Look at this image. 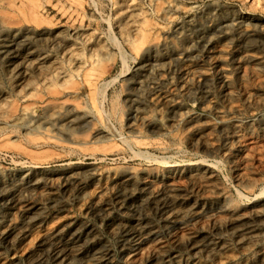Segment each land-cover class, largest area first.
<instances>
[{"label":"rangeland","instance_id":"rangeland-1","mask_svg":"<svg viewBox=\"0 0 264 264\" xmlns=\"http://www.w3.org/2000/svg\"><path fill=\"white\" fill-rule=\"evenodd\" d=\"M150 1L0 0V264H264V0Z\"/></svg>","mask_w":264,"mask_h":264},{"label":"bare ground","instance_id":"bare-ground-1","mask_svg":"<svg viewBox=\"0 0 264 264\" xmlns=\"http://www.w3.org/2000/svg\"><path fill=\"white\" fill-rule=\"evenodd\" d=\"M151 1H152V0H151ZM151 1H150V2H151ZM9 6L11 7L12 4H10ZM9 6H8V7H9ZM11 8H12V7H11ZM177 8H178V7H177ZM14 9L16 10V8H14ZM178 9H179V8H178ZM178 9H177V10H178ZM9 10H10V8H9ZM12 10H13V9H12ZM177 10H176V11H177ZM5 11H6V10H5ZM165 11H167V10H165ZM6 12H7V11H6ZM10 13H11V12H9L8 15H10ZM12 13H13V11H12ZM6 15H7V14H6ZM136 15H137V14H136ZM136 15L133 16V17L135 18ZM13 16H14V15H13ZM15 16H16V15H15ZM137 16H138V15H137ZM3 17H4V16H3ZM24 17H25V16H24ZM24 17H23V18H24ZM133 17H132V18H133ZM193 17H194V16H193ZM193 17H192V18H193ZM249 17H250V16H249ZM134 18L131 19V20L134 21ZM168 18H169V17H168ZM192 18H191V20H192ZM250 18H251V17H250ZM3 19H4V18H3ZM9 19H10V18H9ZM11 19H12V18H11ZM136 19H137V18H136ZM193 20H194V19H193ZM193 20H192V21H193ZM128 21H130V20H128ZM194 21H195V20H194ZM230 21H231V20H230ZM190 22H191V21H190ZM250 22H251V19H246V17H245V18L242 17V19L235 20L233 24H234L235 26H238V27H245V26H247ZM8 23H10V21H9ZM8 23H7V24H8ZM128 23H130V22H128ZM131 23H132V21H131ZM188 23H189V22H188ZM188 23H187V24H188ZM227 23H228V22H227ZM10 24H11V23H10ZM12 24H13V23H12ZM187 24H186V25H187ZM222 24H223V23H222ZM17 25H18V24H17ZM37 25H40V24L37 23ZM188 25H189V24H188ZM188 25H187V26H188ZM20 26H21V25H20ZM35 26H36V24H35ZM132 26H133V23H132V25H131L130 27H132ZM190 26H191V25H190ZM220 26H221V25H220ZM222 26H223V25H222ZM222 26H221V27H222ZM224 26H225V24H224ZM7 27H8V26H7ZM13 27H14V25H13ZM127 27H128V26H127ZM181 27H182V26H181ZM188 27H189V26H188ZM226 27H227V26H226ZM249 27H250V26H249ZM255 27H256V26H255ZM255 27H254V28H255ZM128 28H129V27H128ZM133 28H134V27H133ZM213 28H214V27H212V29H213ZM222 28H223V27H222ZM235 28H236V27H234V29H235ZM6 29H7V28H6ZM130 29H131V28H130ZM135 29H137V28H135ZM135 29H133V30L135 31ZM212 29H211V30H212ZM226 29H227V28H226ZM246 29H247V28H245V30H246ZM251 29H252V28H251ZM7 30H8V29H7ZM9 30H10V27H9ZM13 30H14V29L12 28V31H13ZM15 30H16V29H15ZM17 30H19V29H17ZM20 30H21V29H20ZM38 30H39V28H38ZM79 30H80V29H79ZM137 30H138V29H137ZM221 30H222V29H221ZM243 30H244V29H243ZM247 30H248V29H247ZM80 31H81V30H80ZM80 31H79V32H80ZM131 31H132V29H131ZM134 31H133V32H134ZM182 31H183V30H182ZM239 31H240V30H239ZM13 32H15V31H13ZM21 32H23V31H21ZM73 32H74V31H72V33H73ZM76 32H77V31H76ZM81 32H82V31H81ZM135 32H137V31H135ZM208 32H209V31H208ZM214 32H215V31H214ZM214 32H213V33H214ZM216 32H217V31H216ZM218 32H219V31H218ZM224 32H225V31H224ZM224 32H223V33H224ZM240 32H241V31H240ZM244 32H245V31H244ZM19 33H20V32H19ZM137 33H138V32H137ZM176 33H177V32H176ZM209 33H210V32H209ZM230 33H231V32H230ZM237 33H238V32H237ZM237 33H235V34H237ZM242 33H243V32H242ZM245 33H246V32H245ZM250 33H252V32H250ZM180 34H181V33H180ZM216 34H218V33H216ZM224 34H225V33H224ZM224 34H223V35H224ZM77 35H79V34H77ZM126 35H128V33H127ZM141 35H142V34H141ZM210 35H211V34H210ZM210 35H209V36H210ZM219 35H220V34H219ZM226 35H227V34H226ZM229 35H230V34H229ZM238 35H239V34H238ZM244 35H245V34H244ZM5 36H6V35H5ZM79 36H80V35H79ZM203 36H204V35H203ZM221 36H222V35H221ZM221 36H220V37H221ZM234 36H235V35H234ZM2 37H3V36H2ZM2 37H1V38H2ZM7 37H8V36H7ZM126 37H128V36H126ZM204 37H205V36H204ZM226 37H227V36H226ZM232 37H233V36H232ZM238 37L240 38V36H238ZM8 38H9V37H8ZM13 38H15V37H13ZM128 38H129V37H128ZM128 38H127V39H128ZM228 38H229V37H228ZM239 38H238V39H239ZM242 38H243V37H242ZM253 38H254V37H253ZM10 39L12 40V38H10ZM203 39H204V38H203ZM215 39H216V38H215ZM222 39H223V38H222ZM224 39H225V37H224ZM226 39H227V38H226ZM240 39H241V38H240ZM2 40H3V39H2ZM2 40H0V41H2ZM6 40H7V39H6ZM11 40H10V41H11ZM196 40H198V38H196ZM217 40H218V38H217ZM243 40H244V39H243ZM4 41H5V40H4ZM71 41H72V40H71ZM71 41H70V42H71ZM129 41H130V40H129ZM212 41H213V40H212ZM214 41H215V40H214ZM250 41H251V40H250ZM8 42H9V41H8ZM12 42H13V41H12ZM24 42H25V41H24ZM76 42H77V41H76ZM198 42H199V41H197L196 43H198ZM206 42H207V41H206ZM219 42H220V40H219ZM219 42L217 41V43H219ZM5 43H6V42H5ZM73 43H74V42H73ZM73 43H72V44H73ZM207 43H208V42H207ZM7 44H8V43H7ZM72 44H71V45H72ZM13 45H14V44H13ZM66 45H67V44H66ZM71 45H70V46H71ZM73 45H74V44H73ZM75 45H76V44H75ZM207 45H208V44H207ZM207 45H205V47H206ZM213 45H215V44H213ZM213 45H212V46H213ZM252 45H253V44H252ZM1 46H2V45H1ZM3 46H4V45H3ZM202 46H203V45H202ZM202 46H201V47H202ZM215 46H216V45H215ZM248 46H249V45H248ZM68 47H69V46H68ZM68 47H67V48H68ZM77 47H78V46H77ZM209 47H210V46H209ZM250 47H251V46H250ZM250 47H249V48H250ZM73 48H76V47H73ZM185 48H186V47H185ZM191 48H193V47H191ZM214 48H216V47H214ZM246 48H247V46H246ZM1 49H2V48H1ZM15 49H16V48H15ZM60 49H61V48H60ZM62 49H63V48H62ZM68 49H69V48H68ZM198 49H199V48H198ZM200 49H201V48H200ZM204 49H206V48H204ZM216 49H217V48H216ZM220 49H221V48H220ZM220 49H219V50H220ZM11 50H12V49H11ZM48 50H49V49H48ZM73 50H74V49H73ZM101 50H102V49H101ZM103 50H104V49H103ZM206 50H207V49H206ZM206 50H205V51H206ZM208 50H209V49H208ZM242 50H245V48L242 49ZM246 50H247V49H246ZM251 50H252V49H251ZM251 50H250V51H251ZM33 51H34V50H33ZM63 51H64V50H63ZM66 51H71V50H66ZM66 51H65V53H67ZM75 51H76V50H75ZM180 51L182 52V50H180ZM183 51H184V50H183ZM186 51H187V50H186ZM211 51H212V49H211ZM221 51H222V50H221ZM61 52H62V51H61ZM61 52H60V53H61ZM136 52H137V51H136ZM184 52H185V51H184ZM187 52H189V51H187ZM194 52H195V51H194ZM208 52H209V51H208ZM218 52H219V51H218ZM240 52H242V51H240ZM2 53H3V52H2ZM4 53H5V52H4ZM13 53H14V51H13ZM26 53H27V52H26ZM30 53H31V52H30ZM58 53H59V52H58ZM62 53H63V52H62ZM70 53H71V52H70ZM190 53H191V52H190ZM190 53H189V54H190ZM192 53H193V52H192ZM196 53H197V52H196ZM212 53H213V52H212ZM250 53H251V52H250ZM253 53H254V52H252L251 55L248 56L249 58H247V57H246V58L249 59V60H256V58L254 57V55H252ZM6 54H7V53H6ZM16 54H17V53H15L14 55H16ZM34 54H35V53H34ZM43 54H44V53H43ZM43 54H42V55H43ZM49 54H50V53H49ZM49 54H48V52H47L46 55H49ZM67 54L69 55V53H67ZM74 54H75V53H74ZM185 54H187V53L185 52ZM198 54H200V53H198ZM248 54H249V53H248ZM254 54H255V53H254ZM258 54H259V53H258ZM0 55H1V54H0ZM2 55H3V54H2ZM2 55H1V56H2ZM9 55H10V54H9ZM14 55H13V56H14ZM26 55H27V54H26ZM28 55H29V54H28ZM37 55H38V54H37ZM63 55H64V54H63ZM70 55H71V54H70ZM191 55H192V54H191ZM193 55H194V54H193ZM193 55H192V56H193ZM210 55H211V54H210ZM244 55H245V54H244ZM11 56H12V55H11ZM16 56H17V55H16ZM33 56H34V55H33ZM35 56H36V55H35ZM38 56H39V55H38ZM43 56H44V55H43ZM53 56H54V55H53ZM71 56H72V55H71ZM71 56H70V57H71ZM75 56H76V55H75ZM182 56H183V55H182ZM182 56H181V57H182ZM184 56H185V55H184ZM184 56H183V57H184ZM213 56H215V55H213ZM255 56H257V54H256ZM258 56H259V55H258ZM4 57H5V55H4ZM28 57H29V56H28ZM28 57H26V58H28ZM41 57H42V56H41ZM70 57H69V58H70ZM201 57H202V56H201ZM244 57H245V56H244ZM6 58H7V56H6ZM13 58H14V57H13ZM19 58H20V57H19ZM23 58H24V57H23ZM42 58H43V57H42ZM46 58H47V57H46ZM50 58H51V56H50ZM69 58H68V59H69ZM72 58H73V57H72ZM76 58H77V56L75 57V59H76ZM80 58H81V57H80ZM80 58H78V59L80 60ZM89 58H90V57H89ZM191 58H192V57H191ZM191 58H190V59H191ZM211 58H212V57H211ZM263 58H264V57H263ZM24 59H25V58H24ZM28 59H30V58H28ZM31 59H32V58H31ZM34 59H35V58H34ZM57 59H58V58H57ZM184 59H186V58H184ZM213 59H214V58H213ZM241 59H244V58H241ZM15 60H16V59H15ZM22 60H23V59H22ZM37 60H38V57H37ZM42 60H43V59H42ZM51 60H55V59H51ZM70 60H72V59H70ZM85 60H86V59H85ZM85 60H84V61H85ZM188 60H189V59H188ZM197 60H198V59H197ZM206 60H207V59H206ZM24 61H25V60H24ZM30 61H31V60H30ZM40 61H41V60H40ZM43 61H44V60H43ZM43 61H42V62H43ZM55 61H56V60H55ZM68 61H69V60H68ZM87 61H88V60H87ZM89 61H90V60H89ZM180 61H181V60H180ZM183 61L185 62V60H183ZM190 61H191V60H190ZM203 61H204V60H203ZM215 61H216V59H215ZM243 61H244V60H242V62H243ZM10 62H11V61H10ZM10 62H9V63H10ZM18 62H19V61H18ZM18 62H17V63H18ZM31 62L34 63V61H31ZM37 62H38V61H37ZM50 62H51V61H50ZM50 62H49V63H50ZM52 62H53V61H52ZM52 62H51V63H52ZM58 62H59V61H58ZM74 62H75V61H74ZM76 62H77V61H76ZM90 62H91V61H90ZM186 62H187V60H186ZM186 62H185V63H186ZM195 62H196V61H195ZM198 62H199V60H198ZM198 62H197V63H198ZM201 62H202V61H201ZM256 62H257V61H256ZM260 62H261V59H260ZM260 62H259V63H260ZM262 62H263V61H262ZM9 63H8L7 65H9ZM26 63H27V61H26ZM44 63H45V62H44ZM49 63H48V64H49ZM78 63H79V62H78ZM81 63H82V62H81ZM182 63H183V62H182ZM214 63H215V62H214ZM217 63H218V62H217ZM240 63H241V62H240ZM244 63H245V61H244ZM254 63H255V62H254ZM263 63H264V62H263ZM1 64H2V63H1ZM14 64H15V63H14ZM20 64L22 65L23 63H20ZM30 64H31V63H30ZM36 64H37V63H36ZM36 64H34V65H36ZM41 64H43V63L40 62V65H41ZM58 64H59V63H58ZM60 64H61V63H60ZM60 64H59V65H60ZM70 64H71V62H70ZM74 64H75V63H74ZM91 64H92V63H91ZM145 64H147V63H145ZM145 64H144V65H145ZM192 64H193V63H192ZM203 64H205V63H203ZM215 64H216V63H215ZM238 64H239V63H238ZM238 64H237V65H238ZM257 64H258V63H257ZM5 65H6V64H5ZM34 65H33V66H34ZM50 65H52V64H50ZM59 65H57V66L59 67ZM68 65H69V64H68ZM81 65H82V64H81ZM81 65H79V66H81ZM149 65H150V64H149ZM190 65H191V64H188V65L186 66V68H185L186 75L188 74V75L190 76V79H191V80H194V79L197 78V77L199 78L201 74L199 75V72H197V71L194 69V68H196L197 66L194 65L195 67L193 68V67L190 66ZM260 65H261V64H260ZM262 65H263V64H262ZM2 66H3V65H2ZM26 66H27V65H26ZM33 66H31V67H33ZM41 66H43V65H41ZM41 66H40V67H41ZM57 66H55V68H56ZM71 66H72V65H71ZM75 66H76V65H75ZM82 66H83V65H82ZM82 66H81V68H82ZM85 66H86V65H85ZM141 66H142V65H141ZM147 66H148V65H147ZM147 66H146V67H147ZM155 66H156V64H155ZM162 66H163V65H162ZM239 66H240V64H239ZM246 66H247V65H245V67H246ZM257 66H259V65H257ZM11 67H12V66H11ZM18 67H20V66H18ZM87 67H88V64H87ZM151 67H152V66H151ZM214 67H216V66H214ZM242 67H243V66H242ZM247 67H248V66H247ZM259 67H260V66H259ZM6 68H7V67H6ZM6 68H5V69H6ZM22 68H23V70H25V69H24L25 67H22ZM51 68H52V67H51ZM59 68H60V67H59ZM59 68H56V69L58 70ZM67 68H68V67H67ZM73 68H74V67H73ZM152 68H153V67H152ZM156 68H157V67H156ZM164 68H165V67H164ZM199 68H201V67H199ZM206 68H207V66H206ZM240 68H241V67H240ZM249 68H250V67H249ZM249 68H248V69H249ZM262 68H263V67H262ZM3 69H4V67H3ZM17 69H18V68H17ZM27 69H29V68H27ZM30 69H31V68H30ZM35 69H37V67H36ZM42 69H43V68H42ZM42 69H40V70L42 71ZM53 69H54V68H53ZM56 69H55V70H56ZM61 69H63L62 66H61ZM71 69H72V68H71ZM75 69H76V68H75ZM143 69H144V68H143ZM197 69H198V68H197ZM207 69H208V68H207ZM222 69H223V67H222ZM222 69H221V70H222ZM225 69H226V68H225ZM7 70H8V69H7ZM38 70H39V68H38ZM48 70H49V69H48ZM50 70H51V69H50ZM59 70H60V69H59ZM66 70H67V69H66ZM68 70H69V69H68ZM78 70H79V69H78ZM138 70H139V69H138ZM161 70H162V69H161ZM161 70H160V71H161ZM237 70H238V69H237ZM240 70H241V69H240ZM245 70H246V68H245ZM254 70H255V68H254ZM262 70H263V69H262ZM16 71H17V70H15V74H16ZM25 71H26V70H25ZM27 71H28V70H27ZM27 71H26V72H27ZM30 71H31V70H30ZM52 71H53V70H52ZM52 71H50V72H52ZM63 71H64V70H63ZM72 71H73V70H72ZM74 71H75V70H74ZM85 71H86V70H85ZM85 71H83V73H84ZM87 71H88V70H87ZM145 71H146V70H145ZM163 71H164V70H163ZM180 71H181V70H180ZM203 71H204V70H203ZM256 71H257V70H256ZM258 71H259V70H258ZM5 72H6V71H5ZM28 72H29V71H28ZM50 72H49V73H50ZM54 72H55V71H54ZM58 72L60 73V71H58ZM76 72H77V71H76ZM141 72H142V71H141ZM223 72H224V71H223ZM227 72H228V71H227ZM240 72H241V71H240ZM37 73H38V72H37ZM44 73H45V72H44ZM44 73H43V74H44ZM61 73H62V72H61ZM67 73H68V72H67ZM221 73H222V72H221ZM234 73H235V72H234ZM241 73H244V72H241ZM241 73H240V74H241ZM245 73H246V72H245ZM248 73H249V72H248ZM251 73H252V72H251ZM251 73H250V74H251ZM256 73H257V72H256ZM256 73H255V74H256ZM263 73H264V72H263ZM11 74H12V73H11ZM24 74H25V73H24ZM31 74H34V73H31ZM38 74H39V73H38ZM68 74H70V72H69ZM71 74H72V73H71ZM74 74H75V73H74ZM78 74H79V73H78ZM85 74H86V73H85ZM85 74H84L83 76H86ZM232 74H233V72H232ZM237 74H238V73H237ZM240 74H238V75H240ZM258 74H259V73H257L256 75H258ZM20 75H21V73H20ZM25 75H26V74H25ZM25 75H24V77H25ZM45 75H46V74H45ZM47 75H49V74L47 73ZM50 75H51V74H50ZM53 75H54V74H53ZM184 75H185V73H184ZM206 75H207V74H206ZM218 75H219V74H218ZM238 75H237V76H238ZM246 75H247V74H246ZM246 75H245V76H246ZM253 75H254V74H253ZM262 75H263V74H262ZM22 76H23V75H22ZM30 76H32V77L34 78V75H30ZM36 76H38V75H36ZM36 76H35V77H36ZM58 76H59V75H58ZM58 76H57V77H58ZM63 76H65V75H62L61 77H63ZM164 76H165V75H164ZM164 76H163V77H164ZM203 76H204V75H203ZM234 76H235V75H234ZM258 76H260V74H259ZM258 76H256V77H258ZM9 77H10V76H9ZM12 77H13V76H12ZM20 77H21V76H20ZM26 77H27V76H26ZM43 77H44V76H43ZM45 77H46V76H45ZM66 77H67V76H66ZM70 77H71V75H70ZM165 77H166V76H165ZM216 77H217V76H216ZM221 77H222V76H221ZM227 77H228V76H226V75L224 76V78H227ZM242 77H243V76H242ZM246 77H247V76H246ZM249 77H251V76H249ZM254 77H255V76H254ZM40 78H41V77H40ZM40 78H39V79H40ZM63 78H64V77H63ZM72 78H73V77H72ZM85 78H86V77H85ZM158 78H159V77H158ZM185 78H186V77H185ZM185 78H183V79H185ZM219 78H220V77H219ZM219 78H218V80H219ZM228 78H229V77H228ZM231 78H232V77H231ZM234 78H235V77H234ZM237 78H238V77H237ZM258 78H259V77H258ZM260 78H261V77H260ZM22 79H23V78H22ZM22 79H21V80H22ZM26 79H28V78H26ZM43 79H44V78H43ZM51 79H52V78H51ZM77 79H78V78H77ZM77 79H76V80H77ZM80 79H81V78H80ZM187 79H188V78H187ZM200 79H201V78H200ZM229 79H230V78H229ZM232 79H233V78H232ZM0 80H1V79H0ZM23 80H24V79H23ZM44 80H45V79H44ZM44 80H43V81H44ZM48 80H49V79H48V77H47V81H48ZM74 80H75V79H74ZM87 80H88V79H87ZM93 80H95V79H93ZM160 80H161V79H160ZM164 80H165V79H164ZM164 80L162 79V81H164ZM216 80H217V78H216ZM224 80H225V79H224ZM25 81H26V80H25ZM30 81H31V78H30ZM89 81H91V80H89ZM89 81H88V83H89ZM186 81H187V80H186ZM188 81H189V80H188ZM197 81H198V80H197ZM227 81H228V80H227ZM227 81H226V82H227ZM230 81H231V79H230ZM16 82H17V81H16ZM23 82H24V81H23ZM35 82H36V81H35ZM84 82H85V81H84ZM165 82H166V81H165ZM170 82H171V81H170ZM177 82H178V81H177ZM224 82H225V81H224ZM0 83H1V82H0ZM32 83L34 84V82H32ZM41 83H42V82H41ZM43 83H44V82H43ZM174 83H176V82L174 81ZM182 83H184V82H182ZM241 83H242V82H241ZM35 84H36V83H35ZM192 84H193V83H192ZM217 84H219V82H218ZM220 84H221V83H220ZM228 84H229V83H228ZM23 85H24V84H23ZM31 85H32V84H31ZM42 85H43V84H42ZM156 85H157V84H156ZM159 85H160V84H159ZM172 85H173V84H172ZM183 85H185V84H183ZM190 85H191V84H190ZM238 85H239V83H238ZM21 86H22V85H21ZM29 86H30V83H29ZM33 86H34V85H33ZM54 86H55V85H54ZM167 86H168V85H167ZM169 86H170V84H169ZM173 86H174V85H173ZM175 86H176V85H175ZM225 86H226V85H225ZM230 86H231V85H230ZM45 87H46V86H45ZM63 87H64V86H63ZM90 87H91V86H90ZM92 87H94V86H92ZM161 87H162V86H161ZM161 87H160V88H161ZM170 87H171V86H170ZM223 87H224V85H223ZM223 87H222V89H223ZM21 88H23V86H22ZM58 88L60 89V88H62V86H60V87H58ZM58 88H56V89H58ZM88 88H89V86H88ZM154 88H155V87H154ZM162 88H163V87H162ZM173 88H174V87H173ZM182 88H184V87L182 86ZM188 88H189V87H188ZM188 88H187V89H188ZM227 88H228V86H227ZM230 88H231V87H229V89H230ZM232 88H234V87H232ZM24 89H25V88H24ZM27 89H29V88H28V85H27ZM27 89H26V90H27ZM44 89H45V88H44ZM46 89H47V87H46ZM59 89H58V90H59ZM68 89H69V88H68ZM71 89H72V88H71ZM93 89H95V88H93ZM93 89H92V90H93ZM174 89L176 90V88H174ZM184 89H186V87H185ZM29 90H30V89H29ZM58 90H57V91H58ZM60 90H61V89H60ZM63 90H64V89H63ZM63 90H62V91H63ZM74 90H75V89H74ZM74 90H73V91H74ZM152 90H154V89H152ZM156 90H157V88H156ZM168 90H169V89H168ZM177 90H178V89H177ZM233 90H235V89H233ZM154 91H155V90H154ZM164 91H165V90H164ZM228 91H229V90H228ZM23 92H24V91H23ZM27 92H28V91H27ZM58 92H59V91H58ZM58 92H57V93H58ZM63 92H64V91H63ZM63 92H62V94H63ZM67 92H68V90H67ZM89 92H91V91H89ZM159 92H160V91H158V93H159ZM175 92H176V91H175ZM225 92H226V91H225ZM232 92H233V91H232ZM59 93H60V92H59ZM64 93H65V92H64ZM158 93H154V94L152 93V94H153V95H152V101L156 102V101H158V100L160 99V97L163 96V95L161 96V95L158 94ZM162 93H163V92H162ZM167 93H168V92H167ZM167 93H166V94H167ZM170 93H171V92H170ZM178 93H179V92H178ZM228 93H229V92H228ZM49 94H50V93H49ZM73 94H74V93H73ZM75 94H76V93H75ZM75 94H74V95H75ZM90 94H91V93H90ZM175 94H176V93H175ZM9 95H10V94H9ZM50 95H51V94H50ZM63 95H64V94H63ZM69 95H70V94H69ZM69 95H68V96H69ZM178 95H179V94H178ZM178 95H176V96H178ZM232 95H233V94H232ZM232 95L230 96L231 98H232ZM234 95H235V93H234ZM5 96H6V95H5ZM23 96H24V95H23ZM48 96H49V95H48ZM65 96H66V94H65ZM150 96H151V95H150ZM208 96H210V95H207V97H208ZM8 97H9V96H8ZM10 97H11V96H10ZM19 97H20V96H19ZM24 97H25V96H24ZM28 97H29V96H28ZM57 97H58V96H57ZM62 97H63V96H62ZM90 97H92V96L90 95ZM93 97H94V96H93ZM163 97H164V96H163ZM165 97H166V96H165ZM5 98H6V97H5ZM228 98H229V97H228ZM228 98H227V100H228ZM231 98H230V101H231V100H234V99H231ZM250 98H251V97H250ZM10 99H11V98H10ZM22 99H23V98H22ZM149 99H151V98H149ZM163 99L165 100V98H163ZM170 99H171V98H170ZM177 99H178V98H177ZM257 99H258V98H257ZM7 100H9V99H7ZM178 100H179V99H178ZM178 100H177V101H178ZM262 100H263V99H262ZM11 101H12V99H11ZM67 101H68V100H67ZM90 101H91V98H90ZM162 101H163V100H162ZM173 101H174V100H173ZM180 101H181V100H180ZM258 101H260V100H258ZM61 102H62V101H60V103H61ZM65 102H66V101L64 100V104H66ZM94 102H95V100H94ZM149 102H150V101H149ZM167 102H168V101H167ZM178 102H179V101H178ZM232 102H233V101H231V103H232ZM8 103H9V102H8ZM12 103H13V102H12ZM71 103H73V101H72ZM71 103H70V105H71ZM90 103H93V102H90ZM156 103H157V102H156ZM231 103H230V105H231ZM250 103H251V102H250ZM64 104H62V105H60V104L58 105V103H57V105H56V104H53V106H54V105L57 106V107L55 108V110H53V112H52V114H51V116H52L53 118H55L56 115L59 114L60 109H63L62 106H63ZM162 104H163V103H162ZM227 104H228V103H227ZM234 104H235V102H234ZM255 104H256V103H255ZM3 105H4V104H3ZM45 105H46V104H45ZM48 105H49V104H48ZM50 105H51V104H50ZM68 105H69V104H68ZM147 105H148V104H147ZM147 105H146V108H147ZM151 105H152V103H151ZM158 105H159V103H158ZM163 105H164V104H163ZM165 105H168V104H165ZM176 105H177V103H176ZM7 106H8V105H7ZM71 106H72V105H71ZM76 106H77V105H76ZM91 106L94 107V105H91ZM235 106H236V105H235ZM10 107H11V106H10ZM44 107H46V106H44ZM64 107H65V106H64ZM89 107H90V106H89ZM170 107H171V106H170ZM177 107H178V106H177ZM180 107H182V106H180ZM210 107H211V106H210ZM227 107H228V105H227ZM232 107H233V106H232ZM262 107H263V106H262ZM1 108H2V107H1ZM7 108H8V107H7ZM27 108H29V107H27ZM52 108H53V107H52ZM65 108H66V107H65ZM73 108H74V107H73ZM79 108H80V107H79ZM94 108H95V107H94ZM94 108H93V109H94ZM156 108H157V107H156ZM174 108H175V106H174ZM183 108H184V107H183ZM213 108H214V107H213ZM229 108H230V107H229ZM254 108H255V107H254ZM24 109H26V108H24ZM75 109H76V108H75ZM147 109H148V108H147ZM152 109H153V108H152ZM152 109H151V110H152ZM168 109H170V108H168ZM227 109H228V108H227ZM236 109H238V108H236ZM0 110H1V109H0ZM26 110H27V109H26ZM29 110H30V109H29ZM29 110H28V111H29ZM63 110H64V109H63ZM77 110H78V108H77ZM81 110H82V109H81ZM81 110H80V112H81ZM91 110H92V109H91ZM138 110H139V109H138ZM140 110H141V109H140ZM143 110H144V109H143ZM172 110H173V109H172ZM212 110H213V109H212ZM228 110H229V109H228ZM6 111H7V110H6ZM28 111H27V112H28ZM61 111H62V110H61ZM61 111H60V112H61ZM88 111H89V110H88ZM206 111H207V110H206ZM230 111H231V110H230ZM23 112H24V111H23ZM96 112H97V111H96ZM134 112H135V110H134ZM139 112H140V111H139ZM143 112H144V111H143ZM143 112H141V114H142ZM173 112H174V111H173ZM225 112H226V111H225ZM237 112H238V111H237ZM251 112H252V110H251ZM98 113H99V112H98ZM136 113H137V112H136ZM148 113H149V112H148ZM155 113H156V112H155ZM169 113H170V112H169ZM171 113H172V112H171ZM171 113H170V114H171ZM185 113H186V112H185ZM220 113H221V112H220ZM234 113H235V112H234ZM5 114L7 115V113H5ZM83 114H84V113H83ZM88 114H89V113H88ZM139 114H140V113H139ZM174 114H175V113H174ZM214 114H215V113H214ZM224 114H225V113H224ZM20 115H21V114H20ZM47 115H48V114H47ZM62 115H63V114H62ZM135 115H136V114H135ZM135 115H134V117H135ZM143 115H144V113H143ZM176 115H177V114H176ZM194 115H195V114H194ZM194 115H193V117H194ZM229 115H230V114H229ZM3 116H4V115H3ZM8 116H9V115H8ZM8 116H6V117H8ZM25 116H26V115H25ZM49 116H50V115H49ZM65 116H66V115L64 114V117H65ZM92 116H93V115H92ZM95 116H96V115H95ZM97 116H98V115H97ZM155 116H156V115H155ZM155 116H154V117H155ZM159 116H160V115H159ZM165 116H166V115H165ZM168 116H169V115H168ZM196 116H197V115H196ZM196 116H195V117H196ZM220 116L222 117V115H220ZM224 116H225V115H224ZM4 117H5V116H4ZM20 117H21V116H20ZM42 117H43V116H42ZM58 117H59V116H58ZM87 117H88V115H87ZM134 117H133V118H134ZM163 117H164V116H163ZM171 117H172V116H171ZM195 117H194V119H195ZM221 117H220V119H221ZM227 117H228V116H227ZM8 118H9V117H8ZM24 118H25V117H24ZM24 118H23V119H24ZM28 118H29V117H28ZM43 118H44V117H43ZM75 118H76V117H75ZM91 118H92V117H91ZM94 118H95V117H94ZM138 118H140V117L138 116ZM158 118H159V117H158ZM189 118H190L189 114H180V122H181V123H182V122H185V121L188 120ZM231 118H232V117H231ZM1 119H2V118H1ZM9 119H10V118H9ZM25 119H26V118H25ZM36 119H37V118H36ZM38 119H39V118H38ZM38 119H37V120H38ZM71 119H72V118H71ZM71 119H70V120H71ZM98 119H100V118H98ZM140 119H141V118H140ZM155 119H156V118H155ZM164 119H165V118H164ZM232 119H233V118H232ZM234 119H235V117H234ZM236 119H238V118H236ZM40 120H41V118H40ZM43 120H45V118H44ZM50 120L52 121L53 119H50ZM57 120H58V119H57ZM62 120H63V119H62ZM64 120H65V119H64ZM66 120H67V119H66ZM90 120H91V119H90ZM169 120H170V119H169ZM169 120L166 119V120H164V123H163V125L166 126L167 128H168V124L171 123V122H169ZM174 120H175V119H174ZM227 120H228V119H227ZM238 120H239V119H238ZM2 121H3V120H2ZM2 121H1V123H2ZM28 121H29V120H28ZM28 121H27V122H28ZM46 121H47V120H46ZM48 121H49V120H48ZM153 121H154V120H153ZM159 121H160V119H159ZM196 121H197V119H196ZM235 121H236V120H235ZM6 122H7V121H6ZM22 122H24V121H22ZM42 122H43V121H41V123H42ZM49 122H50V121H49ZM67 122H69V120H68ZM91 122H92V121H91ZM149 122H150V121H149ZM194 122H195V121H194ZM194 122H193V123H194ZM232 122H233V121H232ZM237 122H238V121H237ZM1 123H0V124H1ZM16 123H17V122H16ZM16 123H15V124H16ZM28 123H29V122H28ZM28 123H27V124H28ZM33 123H34V122H33ZM52 123L55 124L56 122L53 121ZM52 123H51L50 125H53ZM61 123H62V121H61ZM75 123H76V122H75ZM131 123H132V122H131ZM137 123H138V122H137ZM140 123H141V122H140ZM143 123H144V122H143ZM146 123H147V122H146ZM172 123H173V122H172ZM172 123H171V125H172ZM189 123H191V122H189ZM189 123H188V124H189ZM200 123H201V122H200ZM228 123H229V122H228ZM233 123H234V122H233ZM4 124H5V123H4ZM18 124H19V123H18ZM59 124H60V123H59ZM157 124H158V123H157ZM191 124H192V123H191ZM197 124H199V123H197ZM204 124H205V123H204ZM219 124H220V123H219ZM221 124H222V123H221ZM231 124H232V123H231ZM239 124H240V123H239ZM9 125H11V124H9ZM24 125H26V124H24ZM43 125H44V124H43ZM138 125H139V124H138ZM138 125H137L136 123H133L130 127L134 130V129H137V128H138ZM194 125H195V123H194ZM208 125H209V124H208ZM211 125H212V124H211ZM20 126H21V125H20ZM30 126L33 127V125H30ZM44 126H45V125H44ZM176 126H177V125H176ZM179 126H180V125H179ZM200 126H201V125H200ZM200 126H199V127H200ZM213 126H214V124H213ZM231 126H232V125H231ZM27 127H28V126H27ZM36 127H37V126H36ZM54 127H55V126H54ZM183 127H184V126H183ZM189 127H191V126H189ZM201 127H202V126H201ZM235 127H236V125H235ZM28 128H30V127H28ZM37 128H38V127H37ZM131 128H130V129H131ZM160 128H161V127H160ZM192 128H193V127H192ZM170 129H171V128H170ZM170 129H169V130H170ZM41 130H42V129H41ZM133 130H132V131H133ZM138 130H139V129H138ZM196 130H197V129H196ZM43 131H45V133H46L47 136L49 135V134H48V133H49V129H48V128H44ZM200 131H201V130H200ZM135 132H136V131H135ZM159 132H161V131H159ZM164 132H165V131H164ZM170 132H171V131H170ZM174 132H175V131H174ZM181 132H182V131H181ZM184 132H185V131H184ZM192 132H193V131H192ZM27 133H28V132H27ZM165 133H166V132H165ZM178 133H180V132L178 131ZM178 133H177V134H178ZM52 134H53V133H52ZM36 135H38V134H36ZM175 135H176V134H175ZM178 135H179V134H178ZM180 135H182V134H180ZM194 135H195V134H194ZM171 136H172V135H171ZM42 137H44V136H42ZM45 137H46V136H45ZM49 139H50V138H49ZM59 140H60V139H59ZM145 140H146V139H145ZM145 140H144V141H145ZM55 141H56V140H55ZM57 141H58V140H57ZM135 141H136V140H135ZM137 141H138V140H137ZM144 141H143V142H144ZM139 142H140V141H139ZM83 143H85V142L83 141ZM135 143H136V142H134V144H135ZM147 143H148V142H147ZM147 143H146V144H147ZM80 144H81V143H80ZM141 144H142V143H140V145H141ZM146 144H145V145H146ZM145 145H143V146H145ZM147 145H148V144H147ZM78 146H79V144H78ZM138 146H139V145H138ZM141 146H142V145H141ZM149 146H150V145H149ZM76 147H77V146H76ZM141 149H142V148H141ZM93 154H94V153H93ZM91 156H92V155H91ZM94 157H95V155H94ZM186 166H187V165H186ZM165 167H166V166H165ZM189 168H190V167H189ZM206 168H207V167H206ZM172 169H173V168H172ZM177 169H178V168H177ZM105 170H106V169H105ZM167 170H168V169H167ZM174 170H175V169H174ZM200 170H201V169H200ZM203 170H204V169H203ZM96 171H97V170H96ZM164 172H165V171H164ZM168 172L171 173V170L168 171ZM99 173H100V172H99ZM198 173H199V172H198ZM202 173H203V172H202ZM208 173H209V172H208ZM93 174H94V173H93ZM100 174H101V173H100ZM104 174H105V173H104ZM110 175H111V174H110ZM196 175H197V174H196ZM210 175H211V174H210ZM91 176H92V175H91ZM93 176H94V175H93ZM204 176H205V173H204ZM204 176H203V177H204ZM206 176H207V175H206ZM99 177H100V176H99ZM103 178H104V177H103ZM162 178H163V177H162ZM167 178H168V177H167ZM210 178H212V177H210ZM171 179H172V178H171ZM213 179H214V177H213ZM166 180H167V179H166ZM206 180H207V179H206ZM206 180H205V181H206ZM209 180H210V179H209ZM146 181H147V180H146ZM86 184H87V183H86ZM89 187H90V186H89ZM77 201H78V200H77ZM81 201H82V200H81ZM184 201H185V200H184ZM183 203H184V202H183ZM184 204H185V203H184ZM187 204H188V203H187ZM28 205H29V204H28ZM28 205H26V206H28ZM179 205H180V204H179ZM189 205H190V204H189ZM29 206H30V205H29ZM162 206H163V205H162ZM195 206H196V205H195ZM197 206L199 207V205H197ZM197 206H196V207H197ZM31 207H32V206H31ZM164 207H165V205H164ZM180 207H181V205H180ZM25 208H27V207H25ZM175 209H176V208H175ZM181 209H182V208H181ZM30 210H31V209H30ZM167 210H168V209H167ZM191 210H192V209H191ZM35 211H36V210H35ZM194 211H195V210H193V212H194ZM198 211H199V209H198ZM32 212H33V211H32ZM32 212H31V213H32ZM183 213H184V212H183ZM187 213H188V212H187ZM167 214H168V213H167ZM29 215H30V214H29ZM35 215H36V214H35ZM182 215H183V214H182ZM31 216H32V215H31ZM180 216H181V215H180ZM28 218H30V217H28ZM33 218H34V217H33ZM35 218H37V217H35ZM172 218H174V217H172ZM172 218H171V219H172ZM35 220H36V219H35ZM40 220H41V219H40ZM29 221H30V220H29ZM173 221H174V220H173ZM164 222H165V221H164ZM28 223H29V222H28ZM34 224H35V223H34ZM234 225H235V224H234ZM234 225H233V226H234ZM0 226H1V225H0ZM2 226H3V225H2ZM259 228H260V227H259ZM236 229H237V226H236ZM240 229H242V228H240ZM257 229H258V228H257ZM9 230H10V229H9ZM9 230H8V231H9ZM11 230H12V229H11ZM11 230H10V231H11ZM145 230H146V229H145ZM242 230H243V229H242ZM244 230H245V229H244ZM3 231H4V230H3ZM12 231H13V230H12ZM254 231H255V230H254ZM254 231H246L245 234L247 235V237H244L243 239H246V240L249 239V240H251V239L255 238L257 235L255 236V234H254L255 232H254ZM11 233H12V232H11ZM143 233H144V232H143ZM154 233H155V231H154ZM236 233H237V232H236ZM238 233H239V232H238ZM132 234H133V233H132ZM8 235H9V234H8ZM238 235H239V234H238ZM258 235H259V234H258ZM6 236H7V235H6ZM10 236H11V235H10ZM77 237H78V236H77ZM136 237H137V236H135V239H136ZM142 237H143V236H142ZM235 237H236V236H235ZM240 237H241V236H240ZM61 238H62V236H61ZM74 238H75V237H74ZM123 238H124V237H123ZM123 238H122V239H123ZM133 238H134V237H133ZM190 238H191V237H190ZM193 238H194V237H193ZM195 238H196V237H195ZM195 238H194V239H195ZM218 238H219V237H218ZM258 238H260V237L258 236ZM219 239H221V238H219ZM237 239H238V238H237ZM66 240H68V239H66ZM66 240H64V241H66ZM249 240H248V241H249ZM253 240H254V239H253ZM75 241H76V240H75ZM95 241H96V240H95ZM220 241H221V240H220ZM234 241H235V240H234ZM243 241H244V240H243ZM58 242H59V240H58ZM68 242H69V241H68ZM70 242H72V241H70ZM121 242H122V241H121ZM204 242H205V241H204ZM89 243H90V242H89ZM209 243H210V242H209ZM253 243H254V242H253ZM59 244H60V242H59ZM64 244H65V243H64ZM75 244H76V243H75ZM224 244H225V243H224ZM238 244H239V243H238ZM256 244H257V243H256ZM68 245H69V244H68ZM68 245H66V246H68ZM78 245H79V244H78ZM240 245H241V243H240ZM248 245H250V244L247 243V246H248ZM74 246H75V245H74ZM79 246H80V245H79ZM185 246H186V245H185ZM219 246H220V245H219ZM227 246H228V245H227ZM245 246H246V245H245ZM59 247H60V246H59ZM82 247H83V246H82ZM88 247H89V245H88ZM88 247H87V248H88ZM241 247H242V246H241ZM65 248H66V247H65ZM75 248H76V246H75ZM77 248H78V247H77ZM90 248H91V247H90ZM92 248H93V247H92ZM194 248H195V250H196L197 246L194 247ZM214 248H215V247H214ZM224 248H225V247H224ZM55 249H56V248H55ZM62 249H64V248H62ZM62 249H61V250H62ZM84 249H86V247H85ZM94 249H96V248H94ZM221 249H222V248H221ZM64 250H65V249H64ZM74 250H75V249H74ZM209 250H210V249H209ZM71 251H72V250H71ZM86 251H88V250L86 249ZM226 251H227V250H226ZM228 251H229V250H228ZM68 252H69V251H68ZM190 252H191V251H190ZM209 252H210V251H209ZM71 253H72V252H71ZM85 253H86V252H85ZM172 253H173V252H172ZM214 253H215V252H214ZM219 253H220V252H219ZM64 254H65V253H64ZM81 254H82V253H81ZM217 254H218V253H217ZM54 255H55V254H54ZM69 255H70V252H69V254H68V257H69ZM82 255H83V254H82ZM85 255H86V254H85ZM102 255H103V254H102ZM169 255H170V254H169ZM212 255H214V254H212ZM59 256H60V257H59ZM59 256H57V257H59L60 259H62L63 257H65V255H59ZM71 256H72V255H71ZM182 256H183V255H182ZM205 256H206V255H205ZM205 256H204V257H205ZM225 256H226V255H225ZM68 257H67V258H68ZM79 257H80V255H79ZM82 257H84V256H82ZM96 257H97V256H96ZM206 257H207V256H206ZM217 257H218V256H217ZM67 258H66V259H67ZM85 258H86V257H85ZM66 259H65V260H66ZM68 259H69V258H68ZM68 259H67V261H68ZM82 259H83V258H82ZM153 259H154V258H153ZM162 259H164V258H162ZM172 259H173V258H172ZM172 259H171V260H172ZM193 259H194V258H193ZM219 259H220V257H219ZM55 260H58V259H55ZM182 260H183V259H182ZM196 261H197V260H196ZM62 262H63V261H62ZM149 262H150V261H149ZM168 262H169V261H168ZM171 262H172V261H171ZM175 262H176V261H175ZM190 262H191V261H190ZM52 263H53V262H52ZM52 263H51V264H52ZM172 263H173V262H172ZM176 263H177V262H176ZM188 263H189V261H188ZM147 264H148V263H147ZM167 264H168V263H167Z\"/></svg>","mask_w":264,"mask_h":264}]
</instances>
